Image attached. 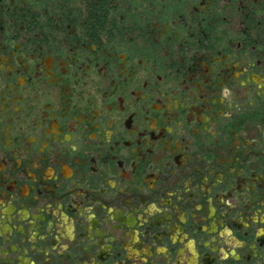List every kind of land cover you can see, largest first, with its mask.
<instances>
[{"label": "flooded vegetation", "instance_id": "af4514ba", "mask_svg": "<svg viewBox=\"0 0 264 264\" xmlns=\"http://www.w3.org/2000/svg\"><path fill=\"white\" fill-rule=\"evenodd\" d=\"M0 264H264V0H0Z\"/></svg>", "mask_w": 264, "mask_h": 264}]
</instances>
